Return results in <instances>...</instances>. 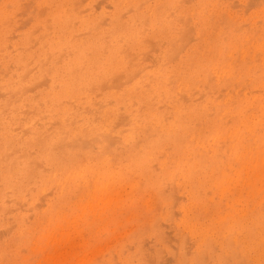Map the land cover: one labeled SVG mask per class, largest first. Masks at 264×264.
<instances>
[{
  "label": "rangeland",
  "instance_id": "1",
  "mask_svg": "<svg viewBox=\"0 0 264 264\" xmlns=\"http://www.w3.org/2000/svg\"><path fill=\"white\" fill-rule=\"evenodd\" d=\"M0 264H264V0H0Z\"/></svg>",
  "mask_w": 264,
  "mask_h": 264
}]
</instances>
